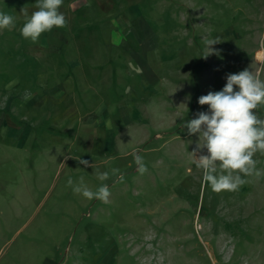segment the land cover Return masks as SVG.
Segmentation results:
<instances>
[{
  "label": "rangeland",
  "instance_id": "374dc122",
  "mask_svg": "<svg viewBox=\"0 0 264 264\" xmlns=\"http://www.w3.org/2000/svg\"><path fill=\"white\" fill-rule=\"evenodd\" d=\"M35 3L0 0V264H264V154L215 192L183 127L229 74L264 81V0H63L66 26L32 43ZM81 176L109 201L74 194Z\"/></svg>",
  "mask_w": 264,
  "mask_h": 264
},
{
  "label": "clouds",
  "instance_id": "9594fccd",
  "mask_svg": "<svg viewBox=\"0 0 264 264\" xmlns=\"http://www.w3.org/2000/svg\"><path fill=\"white\" fill-rule=\"evenodd\" d=\"M62 4L63 0H36L37 10L30 16L23 8L21 13L25 20L20 28L21 36L37 43L43 33L54 27H65L66 18L59 11ZM15 26L13 15L0 12V29L11 30ZM219 42V39L205 41L209 54L212 51L210 46ZM226 80L222 90L199 97L198 103L201 106L208 105V111L200 112L198 118L183 123L190 135L199 136L196 149L191 154L196 166L203 171V181L215 192L237 191L247 182L243 177L253 174L260 176L256 168L257 161L253 157L257 152L264 154V119L255 112L258 106L264 105V81L248 69L229 74ZM203 149L207 150V155L196 158V152ZM77 160L82 165H89L87 160ZM134 161L141 175L148 171L141 155L134 153ZM118 171L113 169L112 176ZM95 174L101 181L109 179L110 175L107 171H96ZM123 179V175H120L119 180ZM67 186L71 187L74 194L89 200L98 199L107 203L111 195L107 184H101L95 191L91 190L83 176L75 182L69 177Z\"/></svg>",
  "mask_w": 264,
  "mask_h": 264
},
{
  "label": "bare ground",
  "instance_id": "6f19581e",
  "mask_svg": "<svg viewBox=\"0 0 264 264\" xmlns=\"http://www.w3.org/2000/svg\"><path fill=\"white\" fill-rule=\"evenodd\" d=\"M262 56H263V54L262 53H260L259 55H258V57L261 59L262 58Z\"/></svg>",
  "mask_w": 264,
  "mask_h": 264
}]
</instances>
